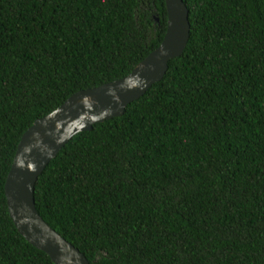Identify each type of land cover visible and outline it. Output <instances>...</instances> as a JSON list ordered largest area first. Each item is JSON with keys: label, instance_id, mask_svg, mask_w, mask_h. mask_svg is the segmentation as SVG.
<instances>
[{"label": "trees", "instance_id": "16d2710c", "mask_svg": "<svg viewBox=\"0 0 264 264\" xmlns=\"http://www.w3.org/2000/svg\"><path fill=\"white\" fill-rule=\"evenodd\" d=\"M189 35L120 115L74 133L34 184L89 264H264V0H183ZM165 0H0V264H54L9 215L22 133L161 41Z\"/></svg>", "mask_w": 264, "mask_h": 264}, {"label": "water", "instance_id": "95a60500", "mask_svg": "<svg viewBox=\"0 0 264 264\" xmlns=\"http://www.w3.org/2000/svg\"><path fill=\"white\" fill-rule=\"evenodd\" d=\"M165 8L166 29L161 41L130 72L75 91L55 109L34 119L21 135L4 182L8 212L19 233L46 252L54 264H89V260L39 214L33 195L35 181L74 133L122 114L127 103L163 76L168 60L181 54L190 28L187 6L183 0H165Z\"/></svg>", "mask_w": 264, "mask_h": 264}, {"label": "bare ground", "instance_id": "6f19581e", "mask_svg": "<svg viewBox=\"0 0 264 264\" xmlns=\"http://www.w3.org/2000/svg\"><path fill=\"white\" fill-rule=\"evenodd\" d=\"M114 96H116L117 100L119 99V96L116 93L114 94ZM27 143H28V141H27ZM23 146H25V145H23ZM28 147L29 146H27V150H28Z\"/></svg>", "mask_w": 264, "mask_h": 264}]
</instances>
